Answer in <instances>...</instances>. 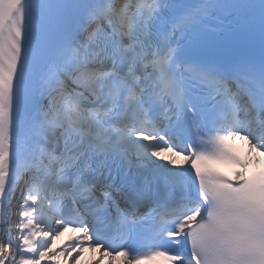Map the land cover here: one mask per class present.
<instances>
[{
    "label": "snow or ice",
    "instance_id": "obj_1",
    "mask_svg": "<svg viewBox=\"0 0 264 264\" xmlns=\"http://www.w3.org/2000/svg\"><path fill=\"white\" fill-rule=\"evenodd\" d=\"M253 153L264 0H0V264H264Z\"/></svg>",
    "mask_w": 264,
    "mask_h": 264
},
{
    "label": "bare ground",
    "instance_id": "obj_2",
    "mask_svg": "<svg viewBox=\"0 0 264 264\" xmlns=\"http://www.w3.org/2000/svg\"><path fill=\"white\" fill-rule=\"evenodd\" d=\"M71 235H72V233H70L68 236H66L65 241H68L69 236H71ZM62 244H63V242H62ZM98 258H99V251L95 254V256L91 252H86L84 254V256L81 258L80 264H94L95 259H98ZM103 264H109L107 258L104 259ZM117 264H119V262H117Z\"/></svg>",
    "mask_w": 264,
    "mask_h": 264
}]
</instances>
